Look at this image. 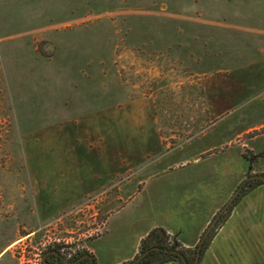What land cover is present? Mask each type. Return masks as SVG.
I'll return each mask as SVG.
<instances>
[{
  "label": "rangeland",
  "instance_id": "obj_1",
  "mask_svg": "<svg viewBox=\"0 0 264 264\" xmlns=\"http://www.w3.org/2000/svg\"><path fill=\"white\" fill-rule=\"evenodd\" d=\"M261 50L264 0H0V264H39L50 244L90 250L102 236L109 260L128 255L148 224L138 221L137 206L153 183L125 205L122 187L135 170L126 166L106 188L50 213L33 176L63 193L74 176L105 164L72 154H146L147 131L133 138L132 122L154 117L169 145L163 153L178 152L211 120L201 78L245 77V66L264 58ZM243 108L215 124H238ZM213 163L171 169L164 202L190 191L208 207L209 187L219 182ZM149 211L152 220L159 215Z\"/></svg>",
  "mask_w": 264,
  "mask_h": 264
},
{
  "label": "crops",
  "instance_id": "obj_2",
  "mask_svg": "<svg viewBox=\"0 0 264 264\" xmlns=\"http://www.w3.org/2000/svg\"><path fill=\"white\" fill-rule=\"evenodd\" d=\"M245 68V77L201 78L205 93V110L211 120L204 129L202 128L200 134H197L190 143L181 146L178 152L163 153L169 145L164 143L166 139L160 135L161 127L154 117L150 121L132 122V129L136 131L133 138L138 139L140 130L147 131L146 154L138 157L123 154L108 157L103 153L98 156L72 154L78 161L102 160L105 164L97 170L95 166L91 175L74 176L69 191L62 193L60 190V193L59 191L55 193L46 185L45 180L39 181L38 175L35 174L33 182L37 187L36 195L40 196L39 203L44 205L42 210L52 213L74 205L85 195L106 188L124 173L126 166H129L135 170L131 185L128 181L122 187V192L126 193L125 205L135 193L143 191L146 185L149 187L153 183L148 200L137 206V209L143 211L138 221L147 218L148 224L145 222L140 227L137 240L130 252L120 260H109L107 250L110 247L106 243L101 244L104 236L93 241L89 251L96 257L98 264H123L132 261L139 252L142 240L154 229L163 230L169 239L179 242L187 252H193L205 230L246 176L264 174V58L259 62L250 63ZM242 107L245 115L239 119L238 124L228 123L221 127L222 129L215 124V120L221 115ZM150 109L155 113V102H152V106L149 105V112ZM194 143L200 145L191 150ZM121 144L122 140L120 146ZM184 151L186 153H181ZM118 160L121 161L120 164ZM193 162L198 164L214 162L211 169L217 171L216 177L219 182L216 186L209 187V194H212L211 204L206 207L198 197L191 199L188 190L185 191L186 197L177 196L171 205L166 204L164 199L170 197L169 189L164 182L167 174L171 169ZM156 204H159V208H156ZM124 206L111 214L107 220L111 222ZM150 209L159 211V215L153 220L151 219L153 216L145 214L146 211L150 212ZM195 213L198 216L197 220L192 219ZM109 230L110 228L106 233ZM166 264L179 263L170 261ZM199 264H264V184L249 188L243 196L238 197L229 217L213 235L210 247L202 251Z\"/></svg>",
  "mask_w": 264,
  "mask_h": 264
},
{
  "label": "flooded vegetation",
  "instance_id": "obj_3",
  "mask_svg": "<svg viewBox=\"0 0 264 264\" xmlns=\"http://www.w3.org/2000/svg\"><path fill=\"white\" fill-rule=\"evenodd\" d=\"M168 240L172 241L171 239ZM165 246L166 247L162 249L164 253H169L177 256L173 252H179L184 256L188 264L194 263L196 254L193 253L194 254L193 255L185 250L173 249L172 247L173 244L171 243ZM155 249L159 250L160 248H154V250ZM146 251H148L149 253L151 249ZM146 251H144L140 255L139 254L137 255V257L142 255L143 258L138 262H136L135 264H155L153 262H142L144 257L148 254V253L144 254ZM137 257H135L128 264H131ZM39 258H40L39 264H98L96 257L93 255L91 251H89V249L86 248L70 249L68 247H61L60 244H50L45 246L42 252L40 253ZM178 258L181 261V264H183L181 258L180 257Z\"/></svg>",
  "mask_w": 264,
  "mask_h": 264
},
{
  "label": "trees",
  "instance_id": "obj_4",
  "mask_svg": "<svg viewBox=\"0 0 264 264\" xmlns=\"http://www.w3.org/2000/svg\"><path fill=\"white\" fill-rule=\"evenodd\" d=\"M254 174L251 175H247L246 178L252 176ZM264 184V180H251V181H247L244 185V188L242 189V191L240 192V196H243L245 194V192L249 189V188H253L255 186H259ZM238 200V198L234 201V203L229 207V209L221 216L220 220H223V218L228 214V212L231 211L232 207L234 206L235 202ZM219 224V222H218ZM217 224V225H218ZM214 229L211 231V233L209 234L208 238L206 239V241L204 242L203 245V250L206 248L208 241L211 239L212 233H213ZM147 239H143L142 243H141V250H140V254H142L144 251L146 250H150L151 251L144 257V259L142 260V262H153L155 264H166L170 261H176L179 262L181 264V261L179 260V258L173 254H169V253H164L162 249H164V247H166V242L168 241L169 237L166 234V232H164L161 229H155L153 231H151L147 237ZM173 249H177V250H183L177 246H172ZM197 247L198 245L194 248L193 253L196 254L197 251ZM154 248H160L159 250ZM202 250V251H203ZM137 257V256H136Z\"/></svg>",
  "mask_w": 264,
  "mask_h": 264
},
{
  "label": "water",
  "instance_id": "obj_5",
  "mask_svg": "<svg viewBox=\"0 0 264 264\" xmlns=\"http://www.w3.org/2000/svg\"><path fill=\"white\" fill-rule=\"evenodd\" d=\"M251 180H264V174H254V175L246 178L239 185L238 189L233 193V195L230 197V199L227 201V203L220 209V211L217 213V215L215 216L213 221L210 223L208 228L205 230V232L203 233V235H202V237H201V239L199 241V244H198V247H197V251H196L195 261H194L193 264H199V261H200L201 255H202L204 242L208 238V236L211 233V231L215 228V226L218 223V221L220 220L221 216L229 209V207L238 198V196L240 195V192L242 191L243 186L245 185V183L247 181H251ZM147 253H148V251H146L144 254H147ZM173 253H175L178 257L181 258L183 264H188L186 259L184 258V256L181 253H179V252H173ZM142 258H143L142 255L137 257L131 264H135L136 262H138Z\"/></svg>",
  "mask_w": 264,
  "mask_h": 264
}]
</instances>
